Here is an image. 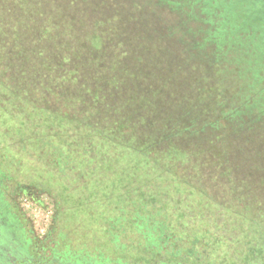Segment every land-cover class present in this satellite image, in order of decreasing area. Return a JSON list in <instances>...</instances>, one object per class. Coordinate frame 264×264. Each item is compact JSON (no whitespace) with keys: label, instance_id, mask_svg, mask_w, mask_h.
<instances>
[{"label":"rangeland","instance_id":"374dc122","mask_svg":"<svg viewBox=\"0 0 264 264\" xmlns=\"http://www.w3.org/2000/svg\"><path fill=\"white\" fill-rule=\"evenodd\" d=\"M148 1L150 2L148 5H143L146 14L150 7L154 11H159V16H162L158 7L153 6L156 0ZM165 1L167 6L169 2L176 1L178 3L181 1L179 2L180 6H184L180 8L184 14L182 22L185 26L182 29H185V33L183 35L175 31L176 29L174 31L170 29L171 35L162 38L160 44L169 50L168 53L159 51L158 47L154 50H149L147 46L146 49L142 48V53L139 54L143 56L144 61L135 58L131 47H135L136 42L134 43L132 37L129 38V42L122 44L118 39L115 40L112 36L102 34L104 42L102 40L97 47L98 38L100 40L101 38L99 36L97 39L94 38L95 31L97 29L102 31L101 28L104 29L105 24L101 20V27L96 25L95 21L101 19L98 18L99 14L95 21L89 17L91 9L88 6V0H39L37 3L38 6L41 5V7L39 6L41 12L39 18L33 17L30 12L27 13V16L17 18V20H13L14 18L11 17L7 18L3 12L5 7L0 2V35L6 29L14 35V38L9 37V40L5 41L4 47L3 39L0 38V78L7 79L9 81L7 83L12 88L32 97L42 106L51 110H59L70 116L87 119L93 124L100 122L103 115L106 117V121H110L109 125L116 118L115 116L121 117V114H126L127 118H136L140 114H147L149 117L157 116L168 119L169 121H161L159 127L158 123L156 124L154 134L157 133L158 137L162 138L164 135L170 134L171 136L163 139L164 143L171 137L178 138L179 142L191 146V151L196 152L197 150L198 152V154H192V158L195 160L189 161L190 164L179 163L177 165L178 173L185 176L190 175V180L193 179L195 185L203 187L207 194L215 200L236 210L243 209L244 212L247 211L253 217L264 221V109L262 107L264 106V52L252 43L247 45L248 32L245 30L246 27L242 26L245 24V19L239 14V11L245 10L246 4L238 1V17L235 21L237 28L228 26L223 28L221 33L218 21L224 18L220 15L212 16L214 22L208 24L211 32L205 35L206 40L202 41L201 49L198 51V53L206 55L208 59L204 71L199 68L201 67L197 64L199 61L193 60L194 57L198 58L199 54H197V50L193 49V40L189 39L192 32L190 27L194 26L192 22L194 17H191L193 14L195 15V7H192L194 2L192 0ZM203 1H201L200 7L207 8V4ZM37 5L34 9L38 8ZM200 9L196 8V10ZM223 11V8L217 9L219 14ZM162 12L167 17H171L168 10H162ZM70 16L74 18H70ZM225 16L228 14L226 13ZM207 18L211 19L209 14ZM164 20L167 21L164 22ZM164 20L160 22L174 27V18L164 17ZM148 27L150 26L148 25ZM143 31L144 36L140 39L141 43L150 36L147 28H143ZM35 39L34 45L41 48H32V41ZM124 45H128V48ZM5 50L7 51L5 52ZM120 54L126 56L128 70L135 71L138 68L135 63H138L139 66L143 62L151 67L153 65L157 72L155 73L157 83L161 86V83L165 82H160V80L169 79L168 82L174 87L175 95L179 97L174 98L178 101L185 99V105H190L188 101H193L196 97L191 112L184 114L186 111L184 105L178 108L177 113L173 108H168L165 111L159 110L157 104L154 105L155 102L152 104L148 101V94L145 98H140L141 92L130 97L127 90L134 80L133 76L127 75L124 78L125 82L123 84L121 82L120 87H116L115 84L102 77L98 81L94 75L96 72L109 71L110 73L119 70L112 68H114L113 57ZM99 57H103V60H100ZM96 60L100 62L95 64ZM108 61H112V63L108 64ZM99 64L104 65L105 68H99ZM182 71L187 73L184 74ZM200 72L201 74H198ZM84 81H89L88 86H92L98 91L99 99L94 97V100L90 92L84 89L87 86ZM143 81L142 79L141 82ZM200 85H205L203 88L206 90ZM131 86L134 87V85ZM197 88L200 90H196ZM121 89L123 90L121 91ZM161 89L165 88L161 87ZM118 90L121 91L120 94ZM195 90L196 94L194 95ZM250 92L251 96L248 100L246 97ZM170 93L166 94L170 95ZM152 98L150 96V100ZM127 99H130V104L123 108L119 107V102H124ZM94 103L102 110L98 114L92 115L88 110ZM196 104L200 105V113H197ZM258 105H261L262 111L258 110L260 107ZM230 107L235 110L232 111ZM10 110L11 106L5 101L1 103L0 99V135H2L3 127L15 124L20 119L18 115L11 114ZM58 119L63 118L59 117ZM259 122H262L263 125H260ZM260 126L263 128H257ZM146 129L143 124L139 126L140 131ZM130 132H132L131 129L123 126L121 134L117 133V135L126 136ZM132 136L134 135H130V137ZM121 150L123 154L119 157L112 156L111 161L108 159L105 161L103 156H100L101 158L96 161V164L97 162L99 164L94 168L95 171L92 172L94 169L86 171L87 184L84 187L78 186L73 189L67 179L57 185L58 191L67 201L69 216H77L79 213L87 215L90 212V204H85L80 209H74L72 203L77 202V197L88 195L87 192H99L109 185L120 186L131 179H139V181L144 179L145 169L150 162L131 149L123 147ZM176 150L175 146L161 149V151H170L164 155L165 160L172 158L178 160L179 152ZM159 155L162 157L163 154ZM116 163L119 166L115 171ZM104 166H106V171L107 168H111V171L106 180H100L101 177L98 178L97 173L103 176L104 173L101 172H105V170L102 171L100 168ZM0 172L7 174L1 166ZM4 181L11 191L13 187L8 183L7 176ZM102 182L103 185L98 187ZM54 183L52 177L48 184L49 189L54 188L51 186ZM35 193L33 198H39L42 194ZM26 195L31 196L30 193H21L19 201ZM48 195L49 193L45 197L49 206H55V213L52 216L49 229L51 231L57 214V204L56 199ZM87 195L81 199L87 198ZM136 204L139 208L141 203L136 202ZM250 204L251 206H249ZM148 211L151 212L150 209ZM130 214L132 213L126 209V216L116 218L115 223L117 226L122 219L124 220V229L122 230L126 232L125 238L127 239L131 237L130 230L133 219L129 216ZM139 215L136 224L138 229L146 234L154 233L153 235L147 234H151L145 242L147 252L151 254L165 250L167 253L171 251L175 254L174 251L177 252L178 249L173 242V234L168 232V226L160 213L155 217L143 213H139ZM227 219L225 216L218 218L214 223L215 226L218 225V228H214L210 241L205 240L201 243L197 240L196 243L189 246L188 254H184L178 262H166V259L162 258L157 261V264H246V258L250 252H241L246 233L239 230V227H234ZM59 222L62 232H68L71 237V243L81 246L83 237L65 225V220L62 222L59 219ZM221 235L230 242L234 243L235 241L236 243L235 252L226 258L223 257L222 250L219 251L218 240H221ZM128 242L120 244V247H123L127 260L131 262L130 260L138 256L137 247L140 241L138 240L135 245ZM132 247L133 249H131ZM113 254L114 250L111 255L114 256ZM191 256L195 258L191 259ZM143 262L147 263V260L144 259ZM259 262L262 260L259 259ZM126 264L131 263L126 262Z\"/></svg>","mask_w":264,"mask_h":264},{"label":"trees","instance_id":"16d2710c","mask_svg":"<svg viewBox=\"0 0 264 264\" xmlns=\"http://www.w3.org/2000/svg\"><path fill=\"white\" fill-rule=\"evenodd\" d=\"M201 1L192 0L194 2L192 7H195V15L191 16L192 18L194 17L192 21L194 26H192L193 28L190 27L192 32L190 31L191 34L189 36V39L193 40V49L197 50V54H199V57H194L195 59L193 60L199 61L197 64L201 66L199 67L200 69H206V64H208L206 55L198 53V51L201 49L202 41L206 40L205 35L211 32L208 24L210 22L213 24L212 16L220 15L224 18L218 21L220 23V27H218L220 32L228 26L237 28L235 21L238 17V1L246 4L245 10L239 11V14L245 19V24L242 26H245V30L248 32L247 45L252 43L264 52V0H204L203 2L207 4V8H204L205 6L200 7ZM0 2L5 7L3 12L7 15V18L11 17L12 19L14 18L13 20H17V18L27 16V13L30 12L33 17L39 18L41 16L39 10L41 5L39 4L40 7L37 5L39 0H0ZM179 2H169L170 5L168 4L167 6L165 0H156L153 6L156 5L158 7L162 17L159 16V11H154L150 7L148 9L149 12L146 14L143 5H148L150 3L148 0H88V6L91 9L90 16H88L95 21L99 14L98 18L101 19L95 21L96 25L100 26L102 22L105 24L104 29L101 28L102 31H99V29L95 31L94 38L97 39L98 36L101 38V40L98 38L97 47L103 40V34L112 36L115 40L118 39L122 44L129 42V38L132 37L134 43H136L134 44L135 47H131V50L135 58L139 60L144 61L143 56H140L139 53H142V48L146 49V46L149 50H154L158 47L159 51L168 53L169 50L160 44L162 38L164 39L171 35L170 29L173 31L176 29L175 31L183 35L185 33V29H182L185 28L184 22H182L184 14L180 9L184 6H180ZM36 5L38 8L34 9ZM219 7L224 9L221 14L217 13V9H220ZM196 8L201 9L196 10ZM162 10H168L171 17L164 15ZM226 13L228 16H225ZM208 14L211 19L207 18ZM164 17L167 19L174 18V27L165 24L164 22L167 20H164ZM70 18L74 17L70 16ZM149 20L153 22L147 23L146 21ZM162 20L164 22H160ZM157 24L159 25L157 26ZM3 25L6 26L5 23ZM143 28H147L150 36L141 43L140 39L144 36ZM2 33L0 38L3 39L4 47L5 41L14 35L7 29ZM33 41L32 48L40 47L34 45L36 39ZM124 46L127 47L128 45ZM81 48L84 49L83 46ZM126 51H129V49H126ZM106 57L111 58L110 56ZM99 58L103 60V57ZM113 58L114 68L112 69L119 70L110 73L109 71L96 72L94 75L98 81L102 77L106 81L115 84L116 87H120L121 82L122 84L125 82L124 78L127 75L133 76L134 80L127 90L130 97H134L138 92H141L140 98H145L148 94V101L152 104L155 102L154 105L157 104L159 110L165 111L168 108H173L177 113L178 108L184 105L186 106L184 114L191 112L196 97L193 101H188L190 105H185V99L178 101L174 98L178 96L175 95L174 87L169 84V79L160 80V82H165L161 83V86L157 83L155 79V73L157 72H155L153 65L151 67L143 62L139 66L138 63H135L138 68L135 71L133 69L131 71V69L128 70L129 65L125 55L120 54ZM109 61L108 64L112 63V61ZM99 62V60L94 61L95 64ZM146 62L148 61L146 60ZM99 66V68H105L102 64H99ZM182 72L184 74L187 73L185 71ZM198 74H201V72ZM177 77L179 78V76ZM142 79L144 80L143 82H141ZM7 82H9L7 79L0 78L1 103L2 101L8 103L11 106V114L18 115L20 119L17 123L7 125L1 130L0 166L6 170L7 174L5 173V175L8 178V183L12 185L13 191L16 187L22 190L25 186L27 190L32 189L34 192H47L56 199L57 218L62 220V222L65 220V225L71 227L73 231L83 237L81 249L89 254V258L90 255L96 257L100 264H124V262L125 264L126 262L131 264H157V261L162 258L166 259V262H178L184 254H188L189 246L196 243L197 240L201 243L205 240L210 241L214 228H218V225L215 226L214 224L215 221L217 222L218 218L225 216L234 227H239V230L246 233L241 250L243 253L250 252V255L246 258V264H264V221L253 217L247 211L244 212L245 210L243 209L236 210L215 200L207 194L203 187L198 184L195 185L192 181L193 179L190 180V175L185 176L178 173L177 165L179 163L190 164L189 161L195 160L192 158V154H198V152L197 150L196 152L191 151V146L189 147L188 144L179 142L178 138L171 137L164 143L163 139L171 136L170 134L164 135L163 138L158 137L157 133L154 134L156 124L158 123L159 127L161 121H169L168 119L157 116L149 117L147 114H140L136 118H127L126 114H121V117L115 116L116 118L109 125L110 121H106L107 119L103 115L100 122L93 124L87 119L70 116L59 110H51L42 106L32 97H28L12 88ZM84 84L88 86L89 81H84ZM131 85H134V87ZM87 86L84 89L90 92L93 99L94 97L99 99L98 91L92 86ZM161 87L165 89L162 90ZM200 87L203 88L205 85H200ZM203 89L206 90V88ZM196 90H200V88ZM196 90L193 92L194 95ZM121 91H119V94ZM169 92H171L170 95L166 94ZM144 93L146 94L144 95ZM150 96L153 97L151 100ZM250 96L251 92L248 93L246 98L249 100ZM127 104H130V99L119 102V107L122 106L123 108ZM93 105L91 107L88 105L90 107L88 111L92 115L98 114L102 109L96 103ZM244 105L247 107L246 104ZM258 106H260L259 111H262V107L264 109V106ZM196 107L197 113H200V105L196 104ZM231 110L235 109L231 108ZM107 112L110 113V111ZM108 113L107 115H110ZM59 117L63 119H58ZM109 119L112 120L111 117ZM141 124L146 126L147 129L140 131L139 126ZM259 124L263 125L262 122H259ZM123 126L131 129L132 132L126 136H118L117 133L121 134ZM257 128H263V126ZM130 135L134 136L130 137ZM170 146H175L176 151L179 152V155H177L179 156L178 160L174 158L170 160L164 159V155H167L170 151H161V149H167ZM123 147L133 150L150 162L145 169L144 179L142 181L131 179L120 186H105L104 190L96 191L97 193L95 191L87 192V198L81 199L86 195L77 197V202L72 203L74 209H80L85 204H90V212L87 215L79 213L77 216H69L70 214L67 213V201L62 196V193L58 191L57 185L67 179L68 184L73 189L78 186L84 187L87 184L86 171H92L98 166L99 163L97 162L96 164V161L101 158L100 156H103L104 160L108 159L111 161L113 159L112 156L119 157L123 154L121 150ZM160 153L163 154L162 157H159ZM118 166L116 163L115 171ZM107 169L106 171V166L100 168L102 171L105 170V172H101L104 173L103 176L97 173L98 178L99 176L101 177L99 178L100 180H106L109 177L108 173L111 168ZM94 171L95 169L92 172ZM52 174L53 176H51ZM52 177L55 183L51 186L54 188L49 189L48 184ZM102 185L103 182L98 187ZM136 202L141 203L139 208L136 206ZM126 209L132 213L129 216L133 219L130 230L131 237L129 239L125 238L126 232L122 230L124 229L123 219L115 226L116 218L126 216ZM149 209L151 212L148 211ZM139 213L154 217L160 213V216L168 226V232L173 234V242L178 249L177 252L174 251L175 254L171 251L167 253L165 250L160 253L150 254L147 252L145 242L152 233L149 232L151 234L147 235L149 233H143L138 229L136 224L140 217ZM137 215L139 216L137 217ZM220 239L218 240V245L222 248H219V251L222 250L223 257L226 258L232 255L236 250L235 241L232 243L223 235L220 236ZM43 240V238H40L35 241V244ZM138 240L140 241L137 247L138 256L129 262L120 244L129 243L128 241H130L132 245H135ZM226 243L229 244H227V247ZM222 245L224 246L222 247ZM113 250L114 256L111 255ZM190 258L194 259L195 257L191 256ZM144 259L147 260V263L143 262ZM259 259L262 262L258 263Z\"/></svg>","mask_w":264,"mask_h":264},{"label":"crops","instance_id":"0c3cea01","mask_svg":"<svg viewBox=\"0 0 264 264\" xmlns=\"http://www.w3.org/2000/svg\"><path fill=\"white\" fill-rule=\"evenodd\" d=\"M4 179L5 173L0 172V251L8 252L12 258L18 251L32 258L34 264H100L96 257L89 258L81 246L71 243L68 232H62L58 213L44 240L35 247L30 245L29 220L12 206V190Z\"/></svg>","mask_w":264,"mask_h":264},{"label":"built area","instance_id":"2783aa9c","mask_svg":"<svg viewBox=\"0 0 264 264\" xmlns=\"http://www.w3.org/2000/svg\"><path fill=\"white\" fill-rule=\"evenodd\" d=\"M47 194L44 192L40 194L39 198L26 195L20 199L22 208L31 220L36 235L40 238L48 233L51 227L52 216L55 213V206L52 205L50 207L45 197Z\"/></svg>","mask_w":264,"mask_h":264},{"label":"flooded vegetation","instance_id":"af4514ba","mask_svg":"<svg viewBox=\"0 0 264 264\" xmlns=\"http://www.w3.org/2000/svg\"><path fill=\"white\" fill-rule=\"evenodd\" d=\"M19 190V191H18ZM30 193V195L32 197H35L36 193L32 190H27V187H23L22 190L17 188L14 189V191L12 190L11 192V203H12V206L14 207V209H16L21 215L23 214L24 216H26L29 220V226H30V229L29 230V235H30V245H32L33 247H35V244L38 239H40V237H38L34 231V228H33V224L31 222V220L29 219V217L27 216V214L25 213L24 209L22 208L21 204H20V201H19V195L21 193ZM32 224V225H31ZM50 233V231H48ZM47 233L44 237H42L43 239L49 234ZM15 257H11L9 255L8 252H5V251H0V264H34L32 263V258H30L29 256L26 257L25 255L21 254L20 252L18 253V251L14 252L13 253Z\"/></svg>","mask_w":264,"mask_h":264}]
</instances>
